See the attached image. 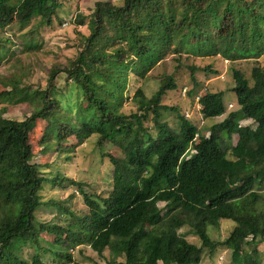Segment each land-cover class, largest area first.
I'll use <instances>...</instances> for the list:
<instances>
[{"label":"trees","instance_id":"trees-1","mask_svg":"<svg viewBox=\"0 0 264 264\" xmlns=\"http://www.w3.org/2000/svg\"><path fill=\"white\" fill-rule=\"evenodd\" d=\"M63 1L0 0V66L8 62L0 73V264H45L41 254L47 251L69 260L68 245L82 243L99 255L108 250L103 264H198L203 251L218 247L230 249L235 264H264L256 249L243 247L264 241V66L254 65L249 78L231 68L238 108L207 127V135L178 111L176 127L161 121L162 111L176 110L161 103L167 90L177 88L176 72L163 76L149 98L140 87L134 91L138 111L120 110L129 75L145 78L169 55L221 56L232 62L259 58L264 0L96 1L90 14L77 16L78 24L88 18V31L80 33L75 55L68 64L46 69L45 88L33 87L27 83L29 65L18 53L40 47L38 30L52 24ZM16 24L19 29L30 25L29 32L8 33ZM187 68L191 87L186 93L192 95L199 86L197 67ZM60 72L72 83L66 93L53 83ZM224 94L205 90L197 96L203 118L226 112ZM19 103L31 105L28 116H4L7 104ZM149 119L154 134L144 125ZM244 119L255 126L240 124ZM37 120L46 123L39 139L43 152L71 151L62 144L92 135L99 144L119 148L117 155L106 153L111 166L103 178L106 196H95L86 183L64 176L53 161L45 164L49 169L31 162L30 134ZM64 182L83 195L88 212L66 226L36 222L42 205L55 204L43 201L40 191ZM59 210L73 214L66 207ZM221 219L235 225L225 239L215 240L207 227ZM45 229L53 239L40 249L36 231ZM188 234L200 245L188 241ZM27 242L35 250L30 262L13 252Z\"/></svg>","mask_w":264,"mask_h":264},{"label":"rangeland","instance_id":"rangeland-1","mask_svg":"<svg viewBox=\"0 0 264 264\" xmlns=\"http://www.w3.org/2000/svg\"><path fill=\"white\" fill-rule=\"evenodd\" d=\"M99 0H64L61 6L56 10V15L53 17L50 26L39 28L41 36L39 40L40 47L34 49L29 53L20 52L18 56L24 65H29V79L27 83L33 87L45 88L46 84V69L54 67L58 64H68L69 60L75 55L80 47L81 38L80 33H87L85 19L84 24L76 22L77 16H87L94 8V4ZM111 1L116 5H121L123 0H101ZM35 19V18H34ZM32 19V23L35 21ZM31 23V24H32ZM12 31L8 33H22L29 32L30 25L19 29V25H13ZM19 29V30H18ZM20 49V46L18 47ZM177 54L169 55L164 60L160 61L151 71L148 72L145 78H139L135 74H130L127 87L124 91L126 99L120 108L121 112L129 114L130 112L138 111L137 101L131 99L134 91L137 88H142L146 98H149L160 84V79L163 76L177 74V88L174 90H167L162 97L161 103L166 105L167 108L175 107L176 110L168 109L161 112V121L167 120L171 126L176 127L175 113L178 111L187 116L196 126L202 129L203 134H208L207 127L211 124L221 121L229 111L238 108L235 103V95L231 88L234 85L231 68L241 70L246 77L249 78L251 68L256 64L264 66V53L259 58H248L237 61L226 60L221 56L212 57H199L189 54H182L178 59ZM180 65V66H178ZM188 65L197 67L194 74L199 81V86L194 90L192 95H188L186 90L191 87L189 83ZM178 66V67H177ZM209 67L210 70H204V67ZM8 62L0 66V73L7 70ZM177 68H179L177 70ZM55 88L62 92H67L71 87V82L66 80L65 73H58L53 81ZM205 90L215 92L223 91L224 101L226 102V112L215 118H203L200 113V105L197 103V96ZM75 89L72 88L70 98L75 95ZM146 106V101L142 102ZM1 106V105H0ZM31 105L29 103L7 104L4 116L11 119L22 120L30 114ZM240 124H250L255 126L250 119L240 121ZM46 123L43 120H37L34 131L30 134V143L33 150L32 163H38L46 167L45 164L52 161L56 164L54 166L64 176L76 181L84 182L88 187L86 190L94 192L95 196H106L109 186L103 180L109 176L111 167L107 152L112 154H119V148L109 142L98 143V136L92 135L85 139L83 142L78 143L75 138H70L64 142L62 146L72 147L71 151L58 153L57 151H42V146L39 144L40 136L44 130ZM144 125L148 130L154 134L156 128L153 126V121L150 119L144 121ZM237 135L233 136L232 142L235 143ZM49 169L48 167H46ZM74 194L72 197H69ZM40 195L43 201L52 199L55 204L42 205L36 211V222L41 224H57L59 226H66L71 223L76 216L88 212V207L83 201V195L79 193L76 187L64 182L63 185H46L41 191ZM163 202L159 203L162 206ZM66 207L69 209L70 214L65 211H60L59 207ZM235 222L230 219H221L219 225L207 227V232L211 238L215 240H223L229 234L230 230L234 227ZM187 230L183 228L180 231ZM37 243L39 248L48 247V243L52 241L53 234L47 229L36 231ZM186 239L192 243L200 245V241L196 236L188 234ZM68 252L70 259L53 255L52 252H42L41 260L45 264H103L109 256L108 250H105L102 255L97 254L86 243L78 244L75 247L68 245ZM244 249L252 251L256 249L260 258L264 261V241L257 244H244ZM18 256L31 261V257L35 250L31 242L21 245L20 248L13 249ZM56 250H59L56 249ZM118 262L122 258H117ZM119 264V263H116ZM198 264H235L232 259V251L223 247H218L213 253L203 251L201 260Z\"/></svg>","mask_w":264,"mask_h":264}]
</instances>
